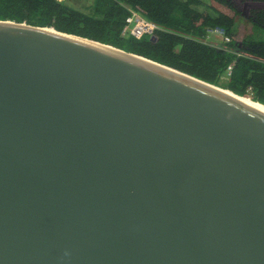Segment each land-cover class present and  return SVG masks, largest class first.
<instances>
[{"label":"water","instance_id":"95a60500","mask_svg":"<svg viewBox=\"0 0 264 264\" xmlns=\"http://www.w3.org/2000/svg\"><path fill=\"white\" fill-rule=\"evenodd\" d=\"M245 99L0 21V264H264V104Z\"/></svg>","mask_w":264,"mask_h":264},{"label":"trees","instance_id":"16d2710c","mask_svg":"<svg viewBox=\"0 0 264 264\" xmlns=\"http://www.w3.org/2000/svg\"><path fill=\"white\" fill-rule=\"evenodd\" d=\"M209 1L201 11L202 0H0V21L110 46L264 104V42L244 31L248 24L264 31V10L248 20L233 0ZM128 8L159 27L155 41L130 36ZM216 28L231 42L210 38Z\"/></svg>","mask_w":264,"mask_h":264},{"label":"built area","instance_id":"2783aa9c","mask_svg":"<svg viewBox=\"0 0 264 264\" xmlns=\"http://www.w3.org/2000/svg\"><path fill=\"white\" fill-rule=\"evenodd\" d=\"M62 1V0H60ZM129 15L126 18L125 24L126 29L129 31L130 36L134 37L137 40H141L144 37H149L152 41L156 38V33L159 30V27L145 19L140 13L135 10L128 8ZM210 38L215 39L216 37L220 38V41L223 43H230L231 39L227 37L224 31L220 28H216L209 31ZM233 70L232 66H229L227 69L228 76L231 75Z\"/></svg>","mask_w":264,"mask_h":264},{"label":"rangeland","instance_id":"374dc122","mask_svg":"<svg viewBox=\"0 0 264 264\" xmlns=\"http://www.w3.org/2000/svg\"><path fill=\"white\" fill-rule=\"evenodd\" d=\"M203 1V5L199 6V9H201V11L205 10V8L210 5V1L209 0H202ZM238 2H235V5L240 9L241 13L244 11L246 14H252V11L255 10L256 8H260V7H264V4H260L262 6L257 7L252 5L251 2L249 1H245V2H240V0H237ZM244 31L246 32L247 36L253 37L255 39H257L258 41L264 42V31H261L257 28H255L253 25L248 24L247 26H244ZM216 41H220V38L216 37L215 38Z\"/></svg>","mask_w":264,"mask_h":264},{"label":"flooded vegetation","instance_id":"af4514ba","mask_svg":"<svg viewBox=\"0 0 264 264\" xmlns=\"http://www.w3.org/2000/svg\"><path fill=\"white\" fill-rule=\"evenodd\" d=\"M60 1V0H59ZM62 1H65V0H62ZM234 1H236V3L238 2L237 0H233V2ZM245 2L246 0H240V2ZM247 1H249V2H251L252 3V5H254V6H257V7H260V6H262V5H260V4H264V3H260V2H258V1H255V0H247ZM235 3V2H234ZM236 6V5H235ZM236 9H237V11L238 12H241L240 11V9L236 6ZM261 9H263L264 10V7H260V8H256L255 7V10H261ZM254 11V10H253ZM252 11V12H253ZM242 14V16L245 18V19H251V17L253 16V14H246L244 11L241 13Z\"/></svg>","mask_w":264,"mask_h":264},{"label":"bare ground","instance_id":"6f19581e","mask_svg":"<svg viewBox=\"0 0 264 264\" xmlns=\"http://www.w3.org/2000/svg\"><path fill=\"white\" fill-rule=\"evenodd\" d=\"M245 100H247V101H250V102H252V103H255V104H257L256 102H253V100H251V99H245ZM258 105V104H257ZM260 106H262V105H260ZM264 107V106H263Z\"/></svg>","mask_w":264,"mask_h":264}]
</instances>
